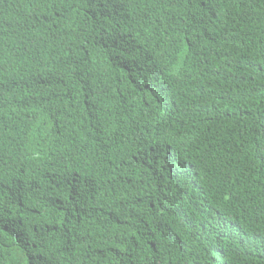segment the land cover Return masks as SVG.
I'll return each mask as SVG.
<instances>
[{
	"label": "trees",
	"instance_id": "16d2710c",
	"mask_svg": "<svg viewBox=\"0 0 264 264\" xmlns=\"http://www.w3.org/2000/svg\"><path fill=\"white\" fill-rule=\"evenodd\" d=\"M0 264H264V0H0Z\"/></svg>",
	"mask_w": 264,
	"mask_h": 264
}]
</instances>
